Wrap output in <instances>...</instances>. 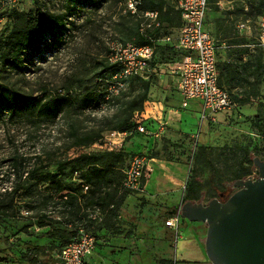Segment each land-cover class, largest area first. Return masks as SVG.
<instances>
[{"label":"rangeland","instance_id":"1","mask_svg":"<svg viewBox=\"0 0 264 264\" xmlns=\"http://www.w3.org/2000/svg\"><path fill=\"white\" fill-rule=\"evenodd\" d=\"M120 1L109 0L103 2L102 6L94 11H89V8H83L82 10L76 9V11L70 13L67 10V6H71L70 0H41L42 5L52 12L67 14V22L68 24L70 23L68 27L70 33H67L69 37L66 43L59 49H55L53 54L49 55L47 62L39 63L36 73H28V81L20 84V86L23 91L37 97L42 103L51 99L55 94L63 96L67 92L70 93L73 100L71 107L67 108L52 122L42 120L37 126L29 123L3 126L0 123L1 200L6 202V204L13 201L15 211L18 212L16 217L2 216L0 214V250L5 248L9 250L23 248V252H21L23 259L31 256L40 264H56L62 243H65L40 238L46 230L39 229L36 226L37 221L34 216L38 214V209L28 212L26 208L29 205L33 206V208L38 207L39 203L37 200L32 203L24 190H21L13 197L5 196L6 192H10L12 187L18 182V175L11 168V158L14 154H17L14 150L18 151L26 172L34 166L38 168L47 167L51 172H57V164L61 161L75 158L81 153L101 152L106 145V147H109V143L122 142L123 140L121 143L122 146L124 145L123 150H127L130 154H140L147 159L150 154V156H157L161 159L170 157L186 161L190 165V174L186 183L185 196L189 186L196 182L200 202L205 204L209 203L213 197L225 201L237 191V188L233 186L234 177L237 171H244L245 168H248L247 159L254 160L255 157H260L264 160V134L258 131L251 121L253 116L257 115L259 117V125L264 128V56L257 44L256 28L259 17L256 14H259L258 10L264 11V6L261 7L258 0H214L209 7L207 26L214 32L218 40L222 32L232 31L239 36L240 42L244 43L243 45H230L234 39L229 37L226 43H222L219 56V63H233L231 68L233 77H231V81H228V86L238 108L224 114L222 122H213L208 127V121L200 119L199 101L195 100L189 103L190 109L198 112L195 131L200 136L199 143L202 144L203 141L204 143L209 142L208 144H211L214 148V151L209 156L216 169V175L212 179V172L207 161L203 156L199 157L196 139L190 144L186 140L180 139L177 143L180 144L181 149L171 150L163 142L154 141L152 137H149L148 125L145 124L142 116L145 113L144 104L146 102L143 104L141 112L134 117L133 123H135V126L129 131V133H132L131 136L135 135V139L131 142L132 138L129 140V136L120 139L112 136L110 132H113V129L126 117L127 104L143 94L144 90L139 82H131L130 85H127L123 89L122 95L112 103L104 104L97 109H83L82 102L86 88L93 89L97 84L99 90L103 92L107 87L108 77L104 73L100 74L104 70L103 65L107 58L109 45L116 39L124 40L119 32L123 23L122 16L127 17V14L124 10L123 1ZM170 4L173 9L172 17L175 18L177 24L176 12L179 2L176 0L170 1ZM13 9L29 12L33 9L32 0L0 1V12L3 14H9ZM133 21L135 23V20ZM8 22L7 18L0 20V34L7 28ZM166 24L168 26L167 22ZM240 24L249 25L250 30L247 32L241 31L239 28ZM174 30L170 27L168 28L171 34L176 35L178 33L177 29ZM240 50L247 52L243 61L240 60ZM229 51L233 53L230 58L227 56ZM249 60H253L251 66L246 64ZM259 60H261V63H259ZM161 66L155 67V65L151 64L149 71L151 74L149 79L150 90L154 89V86L158 87L159 82L162 81L163 84H167V87H172L178 91L174 77L168 73L171 72L172 66ZM157 74H163L165 77L157 76ZM139 126H143L146 132L139 133L137 131ZM8 129H10V132ZM92 131H102L101 133L105 138L90 147H74L76 142V136L72 135L74 132L81 136ZM207 131L208 134L210 133L209 135L206 134ZM148 137L151 140L150 145L155 142V145H153L154 149H151V151L146 150L147 147L143 148L149 141ZM129 160H127L126 167L129 164ZM257 172L254 168L253 172H250L243 180L252 179ZM25 178L23 177V179ZM68 182L75 188L80 183L79 175L68 177ZM43 189L44 186L42 185L38 188L40 192ZM121 192L116 197L113 196L114 202H120L121 195L125 197L134 196L138 205L133 206L137 208L138 214L147 220L144 224L139 223V229L138 225L136 226L138 238L136 241L139 248L123 250L121 254L119 252L117 255H111L106 250L103 252L97 250L93 255L94 264H205L206 262L210 264L205 252V244L192 229L193 226H202L201 223L185 221L180 215L171 216L172 214L169 213L171 210H167V208L163 210L161 215L165 224L169 217L179 219L176 234L173 233L172 238L169 236L170 238L166 239L164 236H156L154 238L153 235L156 234L147 236V229H145L147 226L154 224L156 226L155 232H157L159 227L157 222L153 223L156 220L153 207H156L158 202L156 201L149 206L150 202L143 195H140L141 191L131 192L122 189ZM123 203L124 201L118 211V215L121 216L122 212L120 211ZM139 206L140 209L138 208ZM52 210L53 208L50 207L47 214H50ZM85 212L93 222L92 229L96 228L97 233L105 220H111L114 225L119 222L116 218L118 215L110 216L109 211L103 214L96 207H90ZM94 215H96V219L91 218ZM123 218L126 219L127 216ZM181 221L187 226H182V230L179 233ZM166 226L168 225L166 224ZM204 226L206 227V225ZM82 227L84 228V224L79 226V228ZM63 228L68 233L72 230L69 226H63ZM79 228L75 236L71 234L68 238L70 242L77 237ZM159 228L165 231L163 225ZM31 233L37 241H31L25 246L17 245L22 243V239L25 238L27 240L28 235ZM18 236L21 239H18ZM98 239L100 238L98 237ZM142 239L147 241L145 247L141 244ZM151 245L154 247L151 248ZM37 246L40 248L34 249ZM0 256L4 255L0 253ZM10 264L17 263L12 262Z\"/></svg>","mask_w":264,"mask_h":264},{"label":"trees","instance_id":"2","mask_svg":"<svg viewBox=\"0 0 264 264\" xmlns=\"http://www.w3.org/2000/svg\"><path fill=\"white\" fill-rule=\"evenodd\" d=\"M70 1L71 6H67V10H69L70 13H73L76 9L82 10L83 8H89V11L97 10L102 6L103 2L109 0ZM121 1L124 3V10L127 17L122 16L123 23L119 32L122 34L124 40H116L123 43L131 42L138 46L153 45L155 47V56L151 64L155 65V67L165 64L172 65L184 58L186 55L184 51L176 50L172 44L164 41L165 37L176 36L178 34H171L168 31L169 27L173 30L177 29V32H179L181 25V11L179 10V4L176 12L177 24L175 18L172 17L173 9L171 8L170 1L175 0H136L140 2L137 14H132L128 11V0ZM176 1L180 2V0ZM258 1L261 7L264 6V0ZM32 3L33 9L29 12L17 9L11 10L9 14H3L0 12V20L7 18L9 21L7 28L0 34V123H2L3 126H16L23 123L37 126L42 120L52 122L67 108L71 107L70 105L73 100V97L67 92L63 96L55 94L51 99L42 103L37 97L23 91L20 86V84L28 81V73H36L39 68L38 64L47 62L49 55L53 54L55 49H59L66 43V40L69 37L67 33H70V30L68 29L70 23L68 24L67 22V14H57L52 12L46 6L42 5L41 0H32ZM146 12H157L159 14L161 27L154 31L142 33L141 24L144 21V14ZM258 12L259 14H256V16H260L264 11L258 10ZM133 20H135V23ZM206 21L205 28L211 32L220 46L217 52L219 85L230 93L228 81H231V77H233V71L231 69L233 63H219L220 50L222 48V43H226L229 37L234 39V41H231L232 44L230 45H243L244 43L240 42L239 36L232 31L222 32L220 34V39L218 40L214 32L207 26ZM166 22L168 23V26ZM240 51V60L243 61L247 52ZM160 52L164 54L162 55ZM109 53L110 48L107 49V57ZM231 54H233L232 51H229L227 54L228 58L231 57ZM175 56L176 58H174ZM259 63H261V60H259ZM246 64L251 66L253 60H249ZM103 67L104 70L100 75L104 73L108 77L107 87L103 92L99 90L97 84L93 89L86 88L84 90L85 95L82 107L85 110L97 109L104 104L112 103L123 93V90H121L118 95L110 94L114 66L109 64L106 58ZM13 80H15V82H13ZM131 82H139L144 92L141 96L127 104L126 117L116 126V128L113 129V132L125 133L131 131L135 126V123H133L134 117L141 112L143 104L148 100L150 81H145L141 77H135L129 80L128 85H130ZM233 101L235 103V109L238 108L234 99ZM251 121L252 125L264 134V128L258 123L259 117L255 115ZM8 130L10 132V129ZM101 132L102 131H92L81 136L74 132L72 134L74 137L76 136L74 147H90L94 144L96 145L105 138ZM134 137L135 135H130L129 140L132 138V142L133 139H135ZM149 143L150 141H148L143 148H146ZM197 144L199 148V157L203 156L207 161L213 179L216 175V169L209 159V156L214 151V148L208 143ZM123 147L124 145L118 149L108 150L105 146V149L101 152L81 153L75 158L59 162L57 164V172H51L47 167L38 168L36 166L26 172L23 161L20 160L18 151L14 150L17 154H14L11 158V168L18 175V182H16L10 192H6L7 194L5 196L9 195L13 197L21 190H24L32 203L36 200L38 201V207L33 208V206L29 205L26 208L28 209V212L38 209V214L34 216V218L37 221L36 226L39 229L46 230L40 236L42 239L46 238L49 240L65 242L62 243L61 247L63 248L75 240L74 239L70 242L68 238L71 234L75 236L77 229L80 225L83 226V224L84 228L89 229L98 239V233L95 230L96 228L92 229L93 222L89 219L88 214L85 211H88L90 207H96L103 214H105L106 211H109L110 216L114 217L118 215L119 207L124 201L125 196L121 195L120 202L117 203L114 202L113 196L117 191L123 189L125 171L128 169L132 159L135 156L140 155L134 153L130 154L127 150H123ZM178 149H181L180 144H174L173 150ZM148 150L151 151V149ZM153 158L161 159L157 156H150L149 154L148 159ZM128 159L130 160L126 167ZM164 159L180 161L179 159L170 157ZM246 161L249 164L248 168H245V170L243 168L244 171L239 170L236 172L234 177L235 182L243 180V178L248 176L250 172H253L254 160L247 159ZM75 175H79L80 183L74 188V186L68 182V177L71 178ZM23 177L26 178L23 179ZM145 182L146 178H144V183ZM40 185L44 186L42 192L38 190ZM214 198L215 197H213V199ZM188 201L200 202V195L196 182L189 186L183 203ZM50 207L53 208V210L50 214H47L49 213L48 210ZM15 210L13 201L6 204V202L1 200L0 195V214L2 216L16 217L18 212ZM105 223L107 224L109 222L105 220L104 224ZM63 226H69L72 229L71 232L68 233ZM18 239L21 238L18 236ZM35 239L36 238L31 233L28 235L27 240L24 238L22 239V243L17 245L25 246L31 241H37ZM39 248L40 247L37 246L34 249ZM8 251L9 249L5 248L0 250V253L5 254L6 257H10ZM21 252H23V250ZM28 259L29 264L35 263L34 259L30 257H28ZM9 262L10 261L7 258H0V263Z\"/></svg>","mask_w":264,"mask_h":264},{"label":"built area","instance_id":"3","mask_svg":"<svg viewBox=\"0 0 264 264\" xmlns=\"http://www.w3.org/2000/svg\"><path fill=\"white\" fill-rule=\"evenodd\" d=\"M213 0H180L181 25L176 36H168L164 41L174 46L176 50L184 51V58L171 65V71L177 77V88L183 99V108L191 101H199L202 106V119L210 120L218 114L235 109V103L230 93L219 85L217 52L220 48L216 38L205 28V21L210 4ZM140 2L128 0L127 8L132 14H137ZM161 27L157 12H146L141 24L142 33L154 31ZM241 31H249L250 26L240 24ZM257 44L264 56V12L258 17ZM107 57L109 64L114 66L110 94L118 95L131 78H145L150 71L151 62L155 56L153 45L138 46L134 43H123L114 40L109 45ZM169 67L170 64H165ZM139 133H145L139 126ZM132 133L112 132V136L128 137ZM123 142V140H122ZM122 142L109 143L108 150L118 149ZM107 146V145H106ZM150 171L149 160L141 155L135 156L125 171L123 190L141 191L144 178ZM258 178V174L252 180ZM96 219V215L91 217ZM177 229L179 219L171 218L166 223ZM98 245V239L85 228H80L75 240L63 247L57 256L56 264H88V258Z\"/></svg>","mask_w":264,"mask_h":264},{"label":"crops","instance_id":"4","mask_svg":"<svg viewBox=\"0 0 264 264\" xmlns=\"http://www.w3.org/2000/svg\"><path fill=\"white\" fill-rule=\"evenodd\" d=\"M164 66L165 65H162L161 67ZM168 73L172 74L175 79V83H177V77L175 76V74H173L172 71ZM159 75L160 77H165V75L163 74H157V76ZM150 77L151 74L149 73L144 78V80L150 81ZM158 87L154 86V89L150 90V93L148 94V100L144 104L145 113L142 114V116L144 117L143 121H145V124L148 125L147 130L150 135L149 137H152L154 141L158 140L163 142L167 146V148L171 150L174 149V144H176L177 141H179L180 139L186 140V142H188L189 144L190 142H193L194 139H196V142L199 143L200 136L195 131L197 127L198 112L194 111L193 109L191 110L190 105H188L187 108L182 107L183 99L177 89L167 87V84H163L162 81L159 82ZM199 104V116L200 119L203 121L202 106L200 102ZM224 114H227V112L218 114L215 118L207 120L208 127L209 125L213 124V122H222ZM206 134H208V131ZM149 137L148 140L151 141ZM205 143L204 141L202 142V144ZM150 144L151 142L147 145L146 150L152 149L155 142L152 145ZM148 160L150 164V171L146 178V182L143 184V188L140 192V195H143L147 199V201L150 202L149 206H151L152 203H155L156 201L158 202V204H156V207H153L155 210L156 219L153 221V223L157 222L159 227L163 225L165 231L158 227L157 232H155L156 226L154 224H150L149 226H147V228H145L147 229L146 235L148 236L149 234H156L153 235L154 238L156 236H164L165 239L170 237L172 238V234H176V229L173 227L166 226L161 213L164 209L168 208L167 210H171V212L169 213L172 214L176 207L181 206L183 204L186 183L190 174V165L186 161L166 160L157 158ZM116 193L114 194V197H116V195L122 192L119 190ZM135 199L136 198L134 196L125 197L124 203L120 211L122 212V216L118 215L116 217L119 220L117 225L112 224L111 220H107V222L109 223L101 225L102 227L98 230V237L100 239H98L97 248L87 260L88 264H94L93 255L94 253H96L97 250H100L102 252L106 250L107 253L111 255H117V253L119 252V254H121L123 250L139 248L138 242L136 241L138 239L136 233V226L138 225L139 229V223L144 224L147 220L140 216L138 214L137 208L133 206L138 205ZM138 208L140 209V206ZM124 216H127V218L124 219ZM170 218L171 217H169V219ZM185 225L186 224H183L181 221L179 233L182 230V226ZM201 225L202 226H193L192 229L200 236L201 241L205 244L207 228L204 226L203 223H201ZM118 227L120 228L118 229ZM157 240L159 241V239ZM145 241L146 240L143 239L141 241V244L144 247L147 244V241ZM127 243H129V245H127ZM153 247L154 246L151 245V248ZM21 250L22 249L20 248H14L8 251L10 257H6V255L3 254L4 256H0V258H7L10 261L9 264L12 262H15L17 264H29L28 258H22ZM29 257L33 259V257L31 256ZM34 261L35 263L33 264H40L37 262L36 259H34ZM207 263L208 262H206L205 264Z\"/></svg>","mask_w":264,"mask_h":264},{"label":"water","instance_id":"5","mask_svg":"<svg viewBox=\"0 0 264 264\" xmlns=\"http://www.w3.org/2000/svg\"><path fill=\"white\" fill-rule=\"evenodd\" d=\"M255 180H238L228 199L185 202L172 215L207 227L205 252L210 264H264V161L254 159Z\"/></svg>","mask_w":264,"mask_h":264},{"label":"flooded vegetation","instance_id":"6","mask_svg":"<svg viewBox=\"0 0 264 264\" xmlns=\"http://www.w3.org/2000/svg\"><path fill=\"white\" fill-rule=\"evenodd\" d=\"M258 174V173H257Z\"/></svg>","mask_w":264,"mask_h":264}]
</instances>
